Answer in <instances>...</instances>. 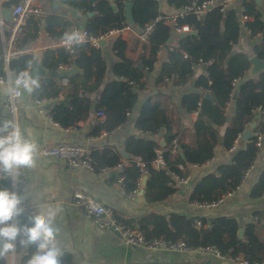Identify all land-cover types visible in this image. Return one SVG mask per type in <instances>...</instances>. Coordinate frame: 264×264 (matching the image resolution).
Instances as JSON below:
<instances>
[{
  "label": "trees",
  "instance_id": "1",
  "mask_svg": "<svg viewBox=\"0 0 264 264\" xmlns=\"http://www.w3.org/2000/svg\"><path fill=\"white\" fill-rule=\"evenodd\" d=\"M19 1L4 0L2 7L9 9ZM58 1L85 16L93 12L84 28L96 37L129 24L126 2L132 3L131 26L134 31L129 36L117 34L108 38L117 58L111 66L114 77L111 81L101 86L107 68L100 46L85 42L74 45L72 52L57 46L41 55L42 65L49 70L70 66L72 61L78 68L77 72L63 73L58 78L44 77L41 89L32 94L34 99H52L49 116L57 125L74 128L85 121L94 108L95 113L102 111L110 118L109 128L112 129L123 124L138 107L133 122L136 134L124 142V149L130 156L127 163H122L116 147L96 148L89 153L92 170L118 168L113 178L121 180L123 191L143 188V197L150 205L163 202L177 192L173 175L179 179L191 175L192 186L187 201L199 206L220 203L227 195L236 192L263 149L256 145L254 137L257 132L264 134V121L255 113V109L264 110V71L254 77H249L248 73L251 55L264 60V2L242 0L239 12L224 8L221 0H216L204 7L202 16L197 18L192 10L183 11V8L191 2L198 6L207 0H165L167 6L174 9L173 17L160 8L161 0ZM241 15L246 16L243 24L239 20ZM158 17L154 30L145 40H140L137 32ZM43 24L45 32L55 41L70 29V24L58 12L46 14ZM184 25L194 34L184 33L179 37L178 45L170 47L168 41L172 31ZM33 28L35 32L29 29L21 35L19 48L29 47V41L39 31V26L33 25ZM243 34L252 41L248 50L237 48ZM131 49H135L136 55L129 52ZM161 49L164 51L162 57ZM32 57V54L25 53L11 59L9 69L22 68ZM158 62L157 91L141 100L140 91L147 88V75ZM199 62L204 65V70L197 73ZM0 75H5L1 69ZM63 76L67 81L60 84L58 81ZM188 83H191V89L184 91L179 106L186 113H194L196 118L190 126H185L166 89ZM95 89L99 93L93 106L91 91ZM206 92L211 94L212 100L204 97ZM59 95H63L65 103L55 101ZM254 121L253 134L237 145L240 134ZM96 126L98 131L103 129L99 121ZM220 148L230 153L228 162L217 165L214 170L190 173L193 167L212 160ZM158 151L165 162L163 167H156L153 163ZM143 176L147 179L142 187ZM0 187H6L5 183L0 182ZM263 192L264 162L250 187L249 197L259 199ZM26 210L27 215L30 209ZM253 216L255 220L242 227L235 218L227 216L212 219L196 216L194 218L200 221L196 225L194 218L178 213L150 212L137 219L122 218L119 221L138 231L145 240L160 239L167 244L182 241L193 249L210 248L227 259L259 264L264 261V209L255 211ZM25 218L19 219L23 222ZM240 228L243 229L242 237L239 236ZM0 264L5 261L0 259Z\"/></svg>",
  "mask_w": 264,
  "mask_h": 264
},
{
  "label": "crops",
  "instance_id": "2",
  "mask_svg": "<svg viewBox=\"0 0 264 264\" xmlns=\"http://www.w3.org/2000/svg\"><path fill=\"white\" fill-rule=\"evenodd\" d=\"M3 1L0 0V16L6 24L11 18L9 19L5 8L2 7ZM56 2L62 9L52 11L48 0L37 1L39 5L48 9V11L42 16L31 18L23 30L22 34H25L29 29L35 32L36 29L33 28V25L39 26L37 35L27 45L31 50L27 52L28 54L41 57L43 52L50 51L59 46L57 41L44 30L43 20L49 12H58L70 26L73 23L78 25L83 24L85 26L88 15L85 16L80 11L66 6L58 0ZM241 2L242 0H229L227 6L229 9H237L240 12L242 9ZM262 3L263 1H260V4ZM160 8L169 16L175 14L174 9L168 7L165 0H161ZM131 33L127 31L124 35L129 36ZM181 33L176 30L172 31L170 40L168 41L170 47L178 45V39ZM251 44L252 41L247 35L243 34L240 42L237 44V48L239 50H248ZM100 47L107 68L106 79L101 83L102 86L106 82L114 79L111 66L117 61V58L111 49L109 40ZM134 50L131 49L129 51L133 56L136 55ZM163 55L164 51L161 49L160 56L162 57ZM74 62L72 61L70 66H59L55 71L58 74L57 77L54 74H50V71L54 70H49L42 65V68L46 71V75H43V78L48 76L58 78L63 73L72 74L77 72L78 68ZM159 66L160 62L156 64L152 72L148 73L146 79L147 88L140 91L141 100L147 94L149 95L157 91L155 80ZM202 70H204V65L202 63L197 64L196 72L199 73ZM61 79L58 81L60 84ZM85 89H88L87 85H85ZM190 89L191 83L166 89L174 107L180 111L182 122L185 126H190L196 118L194 113H186L179 106L182 94L184 91ZM4 91V89H0V119L9 118L8 112L4 107ZM91 93V101L94 106L99 91L95 89ZM51 102L52 99H34L32 95L25 93L22 102L18 104V124L25 137L37 149L34 154L33 168L22 170L21 175L25 179V193L30 196V199L25 201L24 207L33 209L34 212H43L49 207L56 210L57 214L54 226L58 229L56 235L58 245L64 250L62 264H241L217 257L209 251L151 250L146 247L125 244L118 232L111 229H101L83 215L75 205L72 194L78 191L91 195L104 205L110 207L115 215L119 217L118 220L122 218L137 219L150 212L158 214L178 213L189 219H193L196 216H201L206 219H212L217 216L232 217L242 227L247 222L255 220L253 216L255 211L264 209V192L259 199H251L249 197L250 187L254 183L264 162V134L261 156L255 161L252 169L247 173L238 190L231 195H227L220 203L211 206H199L188 202L187 197L191 192L192 183L191 180L185 182L182 180L181 182H177L178 190L173 196L163 202L150 205L145 201L143 194H138L139 190L132 198L123 194L118 185V180L113 178L119 170L118 168L98 171L92 169L86 170L69 166L63 162L42 157L38 154V151L42 147H48L66 141H76L88 150L103 147H116L117 150L122 149L124 148L125 140L133 138L136 134L133 122L138 107L123 124L112 129L109 128L111 125L110 118L104 114L98 115L95 113L94 108L85 121L79 122L78 126L74 128L66 129L55 123H50L47 120L46 115H49L50 107L47 106ZM255 113L264 121V110L255 109ZM98 121L103 124V129L99 131L96 126ZM249 128L250 125L246 130ZM95 132L99 133L95 134ZM241 134L236 141L237 145L244 143ZM129 158L130 156L127 159ZM229 158L230 153L220 148L212 160L201 166L193 167L190 173L196 174L207 170H214L217 165L228 162ZM127 159L122 157V163L126 164ZM34 252V247L27 250L18 249L14 256L9 254L7 264H26L27 259Z\"/></svg>",
  "mask_w": 264,
  "mask_h": 264
},
{
  "label": "clouds",
  "instance_id": "3",
  "mask_svg": "<svg viewBox=\"0 0 264 264\" xmlns=\"http://www.w3.org/2000/svg\"><path fill=\"white\" fill-rule=\"evenodd\" d=\"M61 39L65 48L71 50L74 45L86 42V34L79 30L66 31ZM42 60L34 55L22 68L9 69L0 80V89L5 90L11 110L8 119H0V173L11 181L8 187H0V259L5 264L9 254L14 256L18 249L35 248L26 264H62L64 254L56 239V210L49 207L26 215L24 204L30 196L18 188V177L22 170L33 168L37 149L22 133L14 106L22 102L25 93L32 95L41 89ZM22 216L26 217L23 222L19 219Z\"/></svg>",
  "mask_w": 264,
  "mask_h": 264
},
{
  "label": "built area",
  "instance_id": "4",
  "mask_svg": "<svg viewBox=\"0 0 264 264\" xmlns=\"http://www.w3.org/2000/svg\"><path fill=\"white\" fill-rule=\"evenodd\" d=\"M38 0H20L19 3L13 7L10 8V21L4 22L2 17L0 16V60L2 61V66L0 67L1 72L4 74L9 70V62L11 59L21 55L25 54L30 50L29 47L19 48L18 47V39L20 35L23 33V30L28 23V21L31 18H36L39 16H42L45 14L48 9L44 8L43 6L39 5L37 3ZM216 0H207L202 5H195L194 2H191L190 4L186 5L183 8V11H189L192 10L197 18H200L203 14L204 7L208 5H212ZM229 0H221L220 3L224 8L228 7ZM264 2V0H261ZM160 17L155 18L150 23H148L143 29H141L139 32H137V36L140 38V40H145L149 33H151L155 28V23L158 21ZM240 24H243L246 20L245 15H241L240 18ZM175 25V23L173 22ZM175 28V27H174ZM72 30H79L83 34H86V42L90 43L92 46H99V42L101 40H108V38L112 35L117 34H123L127 31L133 32L134 29L130 24H124L123 27L119 29H114L110 31L108 34L104 35L103 37H96L91 32L86 30L84 27H79L78 24L73 23L70 26L69 31ZM176 31L187 33L191 30L187 26H181L176 27ZM248 33V31H246ZM60 37L57 40V43L59 46L63 47L68 52H72L73 48L71 50H68L63 45V41ZM233 46L236 45V43L232 44ZM198 64H201L199 62ZM4 76L0 75V80H3ZM67 81L66 78L61 79V84H65ZM63 100V95H59L55 101ZM4 107L6 111L8 112V115L10 117L11 110L9 107V104L7 102V98L5 96L4 99ZM14 113H15V119L18 123V104L14 106ZM98 115H103L104 113L102 111L97 112ZM47 120L50 123H54L51 119V117L47 114L46 115ZM56 124V123H55ZM254 140L256 142V145L258 147H262L263 144V133L257 132L256 136L254 137ZM253 141V140H251ZM176 144H173V148L175 149ZM90 150H88L86 147L81 145L80 143L76 141H66V142H60L56 143L54 145L48 146V147H42L38 154L42 157L50 158L52 160H57L60 162H63L64 164H67L69 166L73 167H79L86 170H91V166L89 164L90 156H89ZM154 165L156 167H163L165 166V162L163 158L161 157V152H157V156L153 161ZM191 175H188L186 179H179L177 175H173V179L175 181L183 182L190 180ZM120 181H118V185L120 186L123 194L127 197H134L137 194L138 190L131 191V192H124ZM0 182L5 183L6 187H8L11 183L10 178H8L6 175L0 173ZM18 188L26 191V184L25 179L22 175L18 177ZM73 198L75 200V205L80 209L83 215H85L87 218L91 220L92 223H94L96 226H98L101 229H111L116 232H118L125 244L128 245H135L140 247H146L151 250H171V251H192V250H198V251H209L213 253L217 257H222L217 251H214L213 249H201V248H190L185 246V244L182 241H178L174 244H167L160 239H152V240H145L142 235L136 231L131 229L130 227H127L123 225L115 215L114 211L104 205L99 200L95 199L89 194H83L81 192L75 191L73 194ZM211 204V205H216ZM207 205V206H211ZM34 210L30 209V213H33ZM196 225L200 224V221L197 218H194L193 220ZM224 258V257H222ZM227 259V258H225ZM231 260L235 263H241V264H247L246 262H239L236 259H227ZM264 264V261L259 263Z\"/></svg>",
  "mask_w": 264,
  "mask_h": 264
},
{
  "label": "water",
  "instance_id": "5",
  "mask_svg": "<svg viewBox=\"0 0 264 264\" xmlns=\"http://www.w3.org/2000/svg\"><path fill=\"white\" fill-rule=\"evenodd\" d=\"M48 1H49V5H50V8H51L52 11H56V10L62 9V7L56 2V0H48ZM256 1L258 3H260L261 0H256ZM131 6H132V3L130 1L126 2V18H127L128 23L130 25H133V19H132V16H131ZM5 11L9 15V19H10L11 16H10L9 9H5ZM92 15H93V12H90L88 14V16H92ZM79 26L82 28L84 25L83 24H80ZM190 33L191 34H194L193 31H190ZM183 35H184L183 33L180 34L181 37ZM105 42H106V40H101L99 42V46L103 45ZM249 61H250V69H249L248 75L250 77H254V76L258 75L260 72L264 71V60H260L256 55H252L250 57ZM139 65H140V67H142V64L141 63H139ZM41 73H42V76L43 75H46V71L42 68V66H41ZM50 74H54V76H56V77L58 76V74L55 71H50ZM241 83H242V80L237 83V86L240 85ZM204 97L212 100V96L208 92H206L204 94ZM60 101H61V103H65L66 102V100H64V99L63 100H60ZM47 107H49V105ZM254 126H255V122H252L250 124V128L247 129L246 131H244L241 134V138L244 139V140H247L251 136V129L254 128ZM160 145L163 146L164 145V142L161 141L160 142ZM119 153L125 159H127L129 157V153L126 152V150L124 148L119 149ZM146 179H147L146 176H143L142 177V179H141V186L142 187L145 185ZM138 194L139 195H142L143 194V188L139 189ZM188 222H190V221H188ZM242 233H243V229L240 228L239 229V236L240 237H242Z\"/></svg>",
  "mask_w": 264,
  "mask_h": 264
}]
</instances>
